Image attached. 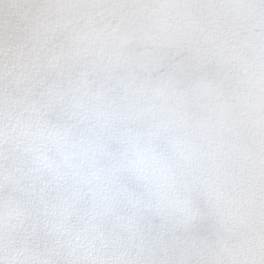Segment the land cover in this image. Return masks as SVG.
Here are the masks:
<instances>
[{"label": "snow or ice", "instance_id": "1", "mask_svg": "<svg viewBox=\"0 0 264 264\" xmlns=\"http://www.w3.org/2000/svg\"><path fill=\"white\" fill-rule=\"evenodd\" d=\"M0 264H264V0H0Z\"/></svg>", "mask_w": 264, "mask_h": 264}]
</instances>
